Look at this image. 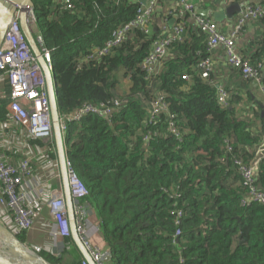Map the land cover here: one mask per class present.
Instances as JSON below:
<instances>
[{
	"label": "trees",
	"instance_id": "16d2710c",
	"mask_svg": "<svg viewBox=\"0 0 264 264\" xmlns=\"http://www.w3.org/2000/svg\"><path fill=\"white\" fill-rule=\"evenodd\" d=\"M33 1L37 29L54 61L62 120L87 103L120 105L111 120L91 114L70 122L64 135L67 157L90 190L84 201L96 211L118 264H264V205L242 203L248 189L236 163L256 164V183L264 190V107L255 112L248 99L231 98L226 84L216 80V66L209 78L202 77L199 63L213 55L191 14L176 17L175 24L185 28L183 39L169 47L158 71L148 74L145 58L174 15L156 11L150 33L132 29L108 54L96 57L92 48L104 46L131 20L140 0H71L73 9H62V0ZM251 1L264 6V0ZM252 22L259 29L239 52L254 67L262 66L264 84V16ZM228 65L246 85L257 84ZM120 73L130 83L124 94ZM220 85L229 106L218 100ZM2 92L5 122L11 118L9 85ZM159 98L167 110L154 113ZM245 102L252 110L247 116L237 111ZM26 142L29 148H50L43 161L58 159L55 139ZM19 149L6 153L18 160ZM17 235L26 242V230ZM66 239L73 243L71 236ZM40 254L52 264H82L78 249Z\"/></svg>",
	"mask_w": 264,
	"mask_h": 264
},
{
	"label": "built area",
	"instance_id": "2783aa9c",
	"mask_svg": "<svg viewBox=\"0 0 264 264\" xmlns=\"http://www.w3.org/2000/svg\"><path fill=\"white\" fill-rule=\"evenodd\" d=\"M182 2L181 8L175 5L169 9V14L174 15L176 18L177 16H182L184 12L190 13L201 30L207 35L209 50L223 48L228 64L239 69L245 78L253 79L260 86L261 92L264 94V84L261 74L262 66L254 67L239 52L238 47V41L242 38L246 26L264 16V6L253 3L251 0H244L241 3V12L238 14L236 27L230 34H227L220 29V25L215 20L197 14L194 4ZM158 5L159 0H148L146 4H142L131 20L113 31L111 38L108 39L104 46L92 48L93 56L101 57L108 54L113 47L125 39L128 32L132 29L138 28L146 33H150L152 29V17ZM61 8L73 9L74 5L71 0H62ZM20 13L21 8L16 12L0 45V95L3 93L4 85H9L10 101L8 109L11 115L9 121L3 122L0 120V220H3L15 232L28 230L34 224L36 210L28 205L23 186L35 176L33 160L38 155L40 157L47 155V152L50 151L48 146H41L37 148V151L33 152V148H29L26 138H37L46 143L54 139L46 78L37 57L34 55L22 31ZM28 20L29 26L40 45L45 61L53 76L54 89L57 91L54 61L51 52L44 47L43 35L37 29V17L34 7L28 10ZM163 28L166 31L165 33L168 32V36L166 38L163 35L158 37L145 58L144 67L148 74H155L158 71V67L166 57L169 47L174 42L182 40L185 33L182 23L174 24L171 28ZM214 67L215 60L213 56L202 60L199 63L202 77L209 78ZM184 78L190 80L189 75H184ZM218 100L223 106H229L230 104L228 92L221 85L218 88ZM116 103V108H110L104 104H84L76 113L64 121L60 115L63 135L66 134L70 122L80 121L91 114L111 120L120 110L119 102ZM152 106L154 113H158L167 110L168 105L163 98H159ZM6 127L19 128V132L13 130L14 135L8 134L5 130ZM171 128L174 133L179 134L176 126L172 125ZM12 149H19L23 153V157L16 160V158L6 153L7 150ZM54 161L58 168L60 186L52 190L48 207L57 225L58 233L63 238H67L71 236L68 211L60 176L59 162L58 159ZM236 163L243 183L248 189V198L243 200L242 203L247 205L253 202L264 205V190L258 188L256 183V164H246L241 160H238ZM67 168L71 194L74 200L78 233L95 262L97 264H106L102 249L93 245L87 235V218L89 212L93 209L84 200L90 194V190L80 178L68 157ZM179 214L181 216V213ZM177 223L181 224V220L178 219ZM180 234L181 231H178L177 235ZM70 247L68 244L67 248L69 249ZM82 264H87V262L82 259Z\"/></svg>",
	"mask_w": 264,
	"mask_h": 264
},
{
	"label": "crops",
	"instance_id": "0c3cea01",
	"mask_svg": "<svg viewBox=\"0 0 264 264\" xmlns=\"http://www.w3.org/2000/svg\"><path fill=\"white\" fill-rule=\"evenodd\" d=\"M183 1L194 4L196 6V11L199 9L208 10L209 17L215 20L213 15L215 12L223 10L225 7H227L232 3L235 2L242 3L244 0H183ZM177 3L179 2L173 0H164L161 4L159 3L156 11L161 10L163 13L164 12L166 13L173 6L177 5ZM237 19H238V14H236L233 19L224 18L220 23V29L227 34H230L232 30H234V28L236 27ZM171 20H174V24H175L176 18L172 17L169 20L168 24L170 23ZM257 29H259L258 23L252 22L248 24L245 28V32L242 38L238 41V47H242V44L244 42H246L249 38H252ZM165 32L166 31L164 30L163 35L165 34ZM212 55L214 57L215 66H216V80L220 83L226 84L230 92L231 98L236 96H242L243 99L241 102L248 99V102L252 103V105L255 107L254 108L256 109L255 112L258 111L262 112L264 107L263 104L264 94L261 92L260 86L258 84L246 85L245 83H243L240 80L238 74L228 65L227 56L222 48H216L212 50ZM129 87H130L129 80L123 77L121 74L119 92L121 94H124L129 90ZM250 94L255 99L254 102L256 104L251 102V100H249ZM241 102L240 103L235 102V104L237 103V105H239L241 104ZM244 104L245 105L241 106V108L237 106V111H239L238 114H240L241 111H244L245 116H247L248 115L247 112L251 113L252 110L249 109L248 103L245 102ZM32 148H33L32 149L33 152H35L38 150L37 148L39 147L37 148L32 147ZM42 158L43 157H40L38 155L33 160V170L35 176L30 180H28L23 186V191L26 194L28 205L31 206V208L32 207L35 208L34 210H36L34 224L32 228L26 230L27 239L25 243H27L32 248H36L39 253L40 251L43 250L53 255H61L64 254L65 251H69V252L77 251L76 249L77 247L75 246L74 243L68 242L66 238H63L58 233L57 225L54 222L53 216L48 207L52 190L60 186V179L58 177V168L56 162L54 161L55 159L45 162L42 160ZM87 228H88L87 235L91 243L102 249L105 263L110 264L112 261V254L104 238L100 219L94 209L91 210L88 214ZM68 244L71 246L69 249L67 248Z\"/></svg>",
	"mask_w": 264,
	"mask_h": 264
},
{
	"label": "water",
	"instance_id": "95a60500",
	"mask_svg": "<svg viewBox=\"0 0 264 264\" xmlns=\"http://www.w3.org/2000/svg\"><path fill=\"white\" fill-rule=\"evenodd\" d=\"M173 1L181 2L183 0ZM140 2L141 4H146L148 0H140ZM31 7H34L33 0H0V45L5 38L6 32L15 17L16 12L21 8L20 23L22 31L34 55L37 57L46 78L56 152L68 211L71 238L87 264H97L86 248L77 230L74 200L69 184L67 152L61 128L57 91L54 89L53 76L47 62L45 61L40 45L29 26L28 10ZM240 12L241 4L239 2H235L228 5L223 10L215 12L213 15L215 21L220 25L224 18L233 19L234 16ZM197 14L209 17V11L206 9L197 10ZM173 24L174 20H171L169 23L170 27H172ZM167 36L168 32L163 35L164 38ZM17 234L18 232L13 231L9 226L0 220V264H52L39 252L35 251V249L30 248L27 243L21 241Z\"/></svg>",
	"mask_w": 264,
	"mask_h": 264
},
{
	"label": "rangeland",
	"instance_id": "374dc122",
	"mask_svg": "<svg viewBox=\"0 0 264 264\" xmlns=\"http://www.w3.org/2000/svg\"><path fill=\"white\" fill-rule=\"evenodd\" d=\"M120 76H121V74H120ZM29 247L32 248L31 246H29ZM33 249H35V251L38 252V250H37L36 248H33ZM110 264H118V262H117V257H116L115 255H113V257H112V261H111Z\"/></svg>",
	"mask_w": 264,
	"mask_h": 264
}]
</instances>
